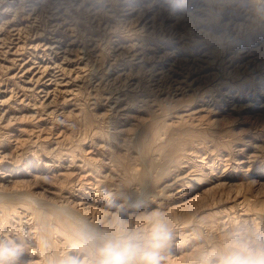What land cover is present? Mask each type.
Returning a JSON list of instances; mask_svg holds the SVG:
<instances>
[{"label":"rangeland","instance_id":"obj_1","mask_svg":"<svg viewBox=\"0 0 264 264\" xmlns=\"http://www.w3.org/2000/svg\"><path fill=\"white\" fill-rule=\"evenodd\" d=\"M151 1L152 0H132L131 2L133 4L134 10H130V8H127L124 10V6L130 7L131 2L128 3L129 1L126 2V0H124V3H123V0H57V1L56 0H48V1L44 0V2L37 3L38 8L35 9L36 11L31 15H28L27 12H23L20 9L17 11L15 17H13L14 11H11V10L1 15L0 24L3 25L4 28L2 27L0 30V81H1L0 82V197L3 196L2 198L4 199L1 200L0 198V204L2 202H4L5 204L2 203L0 205V211H1L0 213H2L0 214V222H1L0 225L5 224V221L10 217L11 219L9 218L6 221L7 229L9 228L8 230L12 229L11 231H17V232L23 231L26 233L29 232L30 236H33L34 238H35V235L37 237L40 236L41 234V227H40V222H39L40 220L36 218L37 215L35 211L31 208L33 202L29 199V197H27V195H26L27 199L26 198L24 199V196H25L24 194H26V192L24 193V191H27V193L32 192L30 194H33L35 197L31 195V198L33 199L35 198V200L37 199L36 201H38V198H40L37 205L39 206L41 205V208L38 206L36 208L35 203H33V206H35L34 208L39 209L41 212H49V214L52 213L51 210L52 208H54L53 207L54 203L55 205L63 204L65 207H68V209L72 208L70 210H72L73 213L69 217L72 218L73 220H76L77 218H80V217H85L88 219L95 220L98 217H106L108 216V214L115 212L117 209H121L124 212L126 211L125 212L126 217L129 218L130 220H134L135 217L137 216L134 213L139 214L143 211H148L150 209L157 208L159 206L162 208L163 211L166 212L167 219L168 221H170L169 223L171 224V226H173L174 231H176V229L178 231H183L184 229L182 228L179 229L182 226V221H186L189 218L191 220L193 218L191 221H189L190 223H192L190 224L191 226L189 225V223L187 224L188 227L185 226V230H184L185 235L182 233L188 240L182 234L181 235H182L183 240L181 236H176V239L174 242L175 246L172 251V256H170L166 262V264H169V262L170 264H181V263L185 264L187 255L190 252L191 248L200 242V240L194 239L192 237V236H195V234L192 233L191 228L194 227L193 225H196L195 224L196 222H197V225L194 231H196L195 232L196 235H199L201 239L210 238L207 236H211V235L213 236L216 233V231H219L222 228L223 225L225 226L226 224H230L232 220H233L232 222L240 220L239 222L242 223L243 222L241 221L242 217L236 214L240 211H241L240 213H243L244 211V213L247 216H250L251 218L253 217L256 218L258 223L264 224V221H263L264 219H262L264 218L263 217L264 216V212H263L264 211V187H262L264 186L263 184L264 182L263 181V178H264V170H263L264 169V160H263L264 159L263 158L264 157V150H263L264 149V133L261 132V131H264V114H263L264 113V66H263L264 65L263 63L264 62V31H263L264 30V0L262 1L254 0L253 3L248 2L250 0L248 1L247 0H242V1L241 0H205V1L200 0V2L199 0H192V1L184 0V2L183 0H175V1H172V3L170 4V7H163V5L161 4H153L152 6ZM205 2H208V3L206 4ZM53 3L55 6L53 5ZM142 3H144L145 6ZM146 5H149V7ZM251 5L253 8L251 7ZM42 6L46 8L44 9ZM206 6L209 8H207ZM120 7L122 8L120 9ZM135 7L137 8L135 9ZM200 7L203 9L204 12L199 11ZM205 7L207 8L206 10H205ZM261 7L263 10L261 9ZM139 8L141 9V11ZM38 9L42 11H39ZM115 11H117L116 14H114ZM21 15H24V16H21ZM8 17L12 19L11 23H16L19 26L20 31L18 30L19 32L18 34L13 35L12 33H15V31H9V28L6 26L5 21L7 19L10 20ZM30 23L31 24L33 23V25H31ZM55 37H56V40H53L55 39ZM9 39L12 40L13 42L9 41ZM52 40L56 42H52ZM45 41L52 42L53 45L58 43L57 45H59V47L61 46L63 49L67 47L66 51L62 50V48H59L58 46L46 48V46L43 45V42ZM69 41L72 43H70ZM35 43H37L38 46L37 45L35 46ZM39 45L41 46V48ZM68 46L70 48H68ZM199 47H203V49ZM212 49L213 50L215 49V50L213 51ZM239 49L240 51H238ZM57 50H59L61 54ZM186 52L188 53L186 54ZM133 55L135 57H133ZM181 56H183L182 57L183 59L181 58ZM68 57L69 58L71 57V58L69 59ZM190 57H191V60H190ZM14 59H16V63L19 62L20 64L14 63L15 64L14 65L12 63ZM47 61L54 62V63L58 62L59 64L58 67L50 68V70L48 71L51 73L53 72L54 75L47 74V73L43 74L42 72L43 70H41L42 67H39L40 65H42V63H45ZM11 63L14 66L8 65ZM153 63H155L154 64L155 66H152ZM181 68L182 69L184 68V69L182 70ZM257 70L260 73H258ZM22 71L23 73H21ZM255 71L257 72V74ZM183 74L185 76H183ZM253 74L256 76H254ZM39 75L41 79L40 80L38 79V81H36ZM149 75H152V76H149ZM27 77H29L28 80H27ZM251 79L252 80L254 79V80L252 81ZM220 80L225 83V86L223 87L222 92L217 93V91L215 90L217 88L216 84ZM260 80H263V81H260ZM249 81H252V82H249ZM144 83L149 87V89L146 88L147 86ZM153 87L157 92L154 91ZM144 90L146 93H144ZM151 90L153 92H151ZM156 93H159L160 95ZM73 94H75L76 96L75 95L73 96ZM123 94H125V96H123ZM234 94H236L237 96ZM250 94H251V97H250ZM71 95L73 97H70ZM191 95L196 96V97H194L193 99V96L190 97ZM143 97L146 101L143 100ZM150 97H153V99H151ZM197 97L198 98L200 97V98L197 99ZM66 98H73L71 99L72 102L71 100L69 99L67 100ZM118 99H120V101ZM211 100L213 102H211ZM185 101L188 104L185 103ZM189 101H193V104L191 102L190 104ZM74 102L75 104H73ZM76 102L78 104H76ZM89 102L90 104L91 103L92 104L89 105ZM146 102L148 106L145 104ZM149 102L150 104H148ZM235 102L237 104H235ZM82 103L84 107H81L82 105L80 106V104ZM208 105H209V108H208ZM87 106H89L91 109ZM155 107L156 108L160 107V108L159 110L157 109L158 110L157 111ZM198 108L200 112L197 111ZM78 109H82L81 111H83V109L84 110L86 109L87 111L85 110L83 112L87 113V115L89 116L88 117L89 122L91 123V121H93V124L92 123L89 124L88 120L87 121L85 120L87 115L86 114L84 115L83 112H82L83 114H81L80 113L81 111ZM216 109H218L219 111ZM146 110L149 112H146ZM211 110L213 112L215 111L214 112L215 114H213ZM90 111H91L90 113L91 117L89 115ZM191 111L193 112V114ZM176 113L184 114L182 115L184 118L181 117L182 119L181 118L179 119L178 117L173 116ZM152 114L155 115V116L153 115L154 118ZM156 116L158 117V119ZM94 117H97L98 119L97 118L94 119ZM176 119H179V120H176ZM112 120L114 123L112 122ZM182 120L183 122H181ZM107 121L109 124L108 123L106 124ZM164 121L168 125L163 128V130L165 129L164 131L161 129V132L163 131V133L160 132L159 133L160 135L157 134L158 136H161V138L159 137L153 140L152 138L153 132H154L153 129L157 127L158 124L161 125ZM149 123L154 125L152 129L150 128L152 125H150ZM101 125H103L104 127ZM146 125L147 127L145 128ZM107 126L108 128L111 127L110 128L111 132H109V129L107 128ZM197 128H199V130ZM120 129L121 130L123 129V130L121 131ZM188 129L191 131H188ZM196 129L198 130V132H196L197 131ZM174 130L177 132H175ZM178 131H180L181 133H178ZM115 132H116V135H115ZM125 132L128 134L124 135ZM144 132H147L146 133L147 135L144 134ZM117 133L119 134L121 133L120 135H122L123 137H121L119 134L117 135ZM83 136H88V137L90 136V137L84 138ZM113 136L114 137L117 136V137L114 138ZM172 136L173 137L175 136L174 139ZM187 136H193V139L189 140ZM108 137H112V138L110 139ZM102 138L103 140H101ZM107 138L109 141H107ZM85 139L89 143L86 142ZM115 139H117V142L115 141ZM171 140L180 142L179 148H176L175 150H170L169 147H170V142H172ZM193 140L195 141L189 142ZM84 141L86 144L82 143ZM197 141L199 144L197 143ZM231 141L233 144L231 143ZM105 142L106 144H104ZM124 142L127 143V145ZM144 142L145 144L147 142L150 145L149 150H147L149 152V156H148V153L145 152L146 150H145ZM78 143L81 145V147L79 146ZM257 143H260V144L258 145ZM103 144L107 146L104 147ZM134 144H137V145H134ZM167 144L168 146H166ZM228 144H230V146ZM122 145H124L123 148L122 147L120 148L119 146H122ZM77 146H78V149H75L77 148ZM83 146H85L86 150L84 149ZM113 146L116 149L115 148L112 149ZM184 146L186 150L188 148L187 151L185 150ZM82 147L83 149H81ZM110 147H111V150L109 149ZM135 147L137 150L135 149ZM228 147H230V149ZM79 148L81 149L82 152L80 151ZM127 148L131 150L129 151ZM153 148L157 150L154 151ZM210 148L213 149V151ZM60 149L63 152H60ZM260 149L262 152L260 151ZM83 150L86 151V153H84ZM126 150L128 151L125 152ZM48 151L49 153L51 152L50 154L48 153L49 157H48V154L46 153ZM65 151H66V154L68 153L67 155L65 154ZM70 151L75 153V155L77 156L75 157V155L71 153ZM99 151H101L102 153L106 152L107 154L103 155ZM111 151L113 155L111 154ZM119 151L120 152L124 151V152L120 153ZM153 151L156 153H154ZM19 152H22L23 154ZM116 152H119V154ZM130 152L132 155L129 154ZM165 152L167 153V155L166 154L163 155V153ZM196 152L198 154H196ZM56 153H58L59 155ZM60 153L61 155L63 154L62 155L63 160L60 159L61 158ZM227 153H229L230 156ZM258 153H261V154H258ZM54 154L61 161L57 159L55 160ZM80 154L82 157L86 156L89 159L88 158L84 159L85 157L82 159V157H80ZM90 154L91 155L93 154L92 155V157H94L92 160L93 162L91 161L92 157ZM171 154L173 155L171 156ZM52 155L53 157H51ZM133 155L134 156L137 155V156L133 157ZM111 156L113 157L112 160H111ZM222 156H225V157H222ZM17 157H20V159L18 158V160L20 161L22 158L23 159L25 158V159L24 160L22 159L23 161H21V164H18L19 161L17 160ZM71 157L74 159L78 158L77 162H79L81 165H83V162H84L85 166L84 165L83 167L80 166L81 167L80 168L79 166L74 165L73 167H71L70 173H69L68 171H66L67 169H65V167L69 166L70 164L69 160ZM96 157H99V158L102 157V159H99ZM147 157L153 163L148 162L149 160ZM163 157L164 158L167 157L165 158L166 160L163 159ZM256 157L257 158L261 157V158L258 160ZM79 158H81L82 160ZM131 158L133 161L131 160ZM151 158H154L156 162L152 160ZM226 158H227L228 163L226 161ZM114 159L117 162L119 161L121 162L117 163L114 161ZM12 161L14 163L16 161L15 163L16 165ZM112 161L115 163H113ZM184 162H186V164ZM210 162L212 164H209ZM47 163H50V164L48 165ZM116 163L120 166L116 165ZM121 163L126 164L127 167ZM132 163L133 165H131ZM251 163L253 165H251ZM195 164H198L199 167H196ZM63 165L65 167H63ZM186 165L189 167H187ZM235 165L239 167L240 169L236 168ZM138 166H140L141 168ZM174 167L176 168L178 167V168L175 169ZM201 167H203L204 170H202ZM122 168H123L124 173L121 172L122 173L121 174L119 171ZM144 168L147 170H145ZM198 168H201V169L198 170ZM88 169L90 172L88 171ZM130 169L132 170V172L130 171ZM77 171H79V173ZM170 171H173V172H170ZM190 171L191 173H193L191 174L193 179L186 182L187 178H183V177H185L184 175H186ZM64 172H67L69 174H65ZM116 172H118V174ZM200 172L208 173V174L203 175ZM35 173L37 174V176L35 175ZM61 173H64V175H60ZM75 173H78V174H75ZM53 174L55 175L53 176ZM72 174L74 176H72ZM88 174L89 175L91 174V175L89 176ZM77 175L79 177L81 175L83 176L78 178ZM169 175L171 176L174 175V176L171 177ZM69 176L71 179H69ZM201 176H202V179H204L205 181L204 180L202 181V179L197 178ZM56 177L58 179L60 178L59 181L57 180ZM158 177H159V182L156 180L158 179ZM129 178L131 179L129 180ZM255 178L257 179L256 182L253 181L255 180ZM178 179L180 180V182H178L179 181ZM221 180L222 182L226 181V183L224 182L225 184H223L224 186L223 185L216 186L215 188H217V190L213 188L211 189L210 192L206 190L207 187L211 186L209 185L211 182L213 181L219 182ZM61 181L62 183L59 184ZM71 181H73L74 183L73 182L71 183ZM96 181H97V186L95 185ZM63 182L65 183L63 184ZM67 182L71 183L73 186L71 184H68ZM126 182L129 184H127ZM169 182L170 183L173 182V183L170 184ZM155 183L158 185H154ZM164 185L167 188L164 187ZM230 185L232 187H230ZM156 186L158 188H156ZM112 188L114 189V191ZM106 189L108 191H106ZM123 189H125L124 191L127 190V192L125 193ZM19 190H22V191L20 192ZM185 190H188L190 192L186 191L187 193L184 196H180ZM235 190L236 192L238 191L237 193H240V194H236ZM101 192L104 193L105 197ZM148 192L151 193L150 196ZM152 193L153 194L156 193V194L153 195ZM201 193L203 194V197ZM19 194L21 195L23 194L24 196L23 195H22L23 197L21 195L19 196ZM158 194L159 196H157ZM212 198L214 199V201ZM208 199H209V202H208ZM242 199L244 200V202H242ZM40 201L44 203L46 202L47 204L46 203H45L46 205L42 204ZM90 201L93 203L92 205ZM192 202H194V205ZM156 203H159L161 205L156 204ZM247 203H249V205ZM8 204L10 206H7ZM50 204L53 206L50 207ZM67 204L70 205L71 207L69 208ZM250 204H251V207H250ZM232 205L235 208H233ZM4 206L6 209L14 206L13 208L15 210H13L14 212L11 210L12 212L10 211L9 213L3 210L5 209ZM123 206L126 208H124ZM202 206L203 208H201ZM223 206L224 207L232 206L231 210L234 211L235 213H233L232 211L231 212L232 214H235V215H232L231 213H229V216L228 214H225V213L222 214V216L219 219V224L217 227H215L214 225L213 227L210 226V229H209V226H208L209 224L206 223V221L204 223L203 222L200 223L198 219H196V215L199 214V212L202 210L204 212L206 211L208 212V210L212 211L218 208L220 209V208H223ZM259 206L262 207V209ZM96 207H99V208H96ZM246 207L247 208L250 207V208L247 209ZM256 207L259 211L256 210ZM196 209H198V211ZM106 211L108 212V214L102 213ZM195 211L197 212L196 214H195ZM131 212L133 214L129 215ZM11 213L13 216L11 215ZM31 213H32V216H30ZM179 213L180 214L182 213V214L180 215ZM192 213L194 214L193 216H192ZM4 214H6L7 217ZM52 215L54 216V213ZM51 216L49 215V217ZM174 216H178V217H174ZM236 216L238 220H236ZM52 218L55 219V216L51 217V220ZM175 218H179L177 219L178 221ZM257 218H259V220ZM52 221L54 224L55 223L57 224L56 219ZM250 221L251 220L245 223H252ZM7 222L9 223L7 224ZM33 222L34 224L36 223V225H34ZM11 223L13 225H11ZM198 225L200 226V228H198L199 227ZM60 226L63 227L62 230L64 232L62 233L61 231L60 232L61 234L54 233L53 236L54 237L56 236L55 237L56 239H53L54 237L52 236V240H57L56 241L57 244H58V241L61 244L60 243L58 245L56 244V246L52 245L53 248L49 246L48 253L50 254H53V253L56 254L59 252L62 253L63 251L68 250V245L71 239L70 234L72 232V226H63L62 224ZM201 226L203 227V229H201L202 228ZM65 231L67 233H65ZM214 231L215 233H213ZM64 235H68V236H64ZM188 237L191 239H189ZM57 247H60V248L56 249ZM32 250L30 248L29 251L25 253V255L20 260V264H44L45 250L42 248L43 250L42 252L41 251L36 252L37 249H35V253H34V250L33 251ZM41 255H43L44 257ZM40 256H41V259L42 258L44 259V260L42 259L43 261L40 259ZM184 257L186 258L185 260H183ZM37 260L38 261L40 260V261L38 262Z\"/></svg>","mask_w":264,"mask_h":264},{"label":"clouds","instance_id":"obj_2","mask_svg":"<svg viewBox=\"0 0 264 264\" xmlns=\"http://www.w3.org/2000/svg\"><path fill=\"white\" fill-rule=\"evenodd\" d=\"M191 248L185 264H264V224L232 222ZM175 231L161 207L139 213L134 220L117 209L95 220L77 218L68 250L49 254L44 264H166L175 246ZM30 234L0 225V264H20L31 248Z\"/></svg>","mask_w":264,"mask_h":264},{"label":"bare ground","instance_id":"obj_3","mask_svg":"<svg viewBox=\"0 0 264 264\" xmlns=\"http://www.w3.org/2000/svg\"><path fill=\"white\" fill-rule=\"evenodd\" d=\"M47 1H48V0H47ZM56 1H57V0H56ZM127 1H129L128 3H130L132 0H126V2H127ZM172 1H175V0H152L151 3H152V6H153V4H161V5H163V7H170V4L172 3ZM185 1H186V0H185ZM191 1H192V0H191ZM204 1H205V0H204ZM204 1H203V3H204ZM241 1H242V0H241ZM247 1H248V0H247ZM261 1H262V0H261ZM38 2H44V0H0V18H1V15H2V14H5L6 12H9L10 10H11V11H14V15H13V17H15V15H16V13H17V11H18L19 9L22 10L23 12H27L28 15H31V14H33V13L36 11L35 9L38 8V6H37V3H38ZM60 2H61V1H60ZM62 2H63V1H62ZM120 2H121V1H120ZM183 2H184V0H183ZM199 2H200V0H199ZM248 2L253 3L254 0H250V1H248ZM255 2H256V1H255ZM123 3H124V0H123ZM151 3H150V4H151ZM191 3H192V2H191ZM205 3L207 4L208 2H205ZM209 3H210V2H209ZM262 3H263V2H262ZM39 4H40V3H39ZM51 4H52V3H51ZM57 4H58V3H57ZM119 4H120V3H119ZM142 4H144V3H142ZM173 4H174V3H173ZM197 4H198V3H197ZM244 4H245V3H244ZM246 4H248V3H246ZM258 4H259V3H258ZM53 5H54V3H53ZM59 5H60V4H59ZM102 5H103V3H102ZM115 5H116V4H115ZM130 5H131L130 7H128V6H124V10L127 9V8H130V10H134V9H133V4H132V2L130 3ZM161 5H160V6H161ZM177 5H178V4H177ZM193 5H194V4H193ZM54 6H55V5H54ZM62 6H63V5H62ZM144 6H145V4H144ZM146 6L149 7V5H146ZM209 6H210V4H209ZM257 6H258V5H257ZM39 7H41V6H39ZM42 7H43V6H42ZM60 7H61V6H60ZM101 7H102V6H101ZM150 7H151V6H150ZM175 7H176V6H175ZM175 7H174V8H175ZM206 7H207V6H206ZM206 7H205V10H206L207 8H209V7H207V8H206ZM251 7H252V5H251ZM43 8L45 9L46 7H43ZM49 8H50V7H49ZM61 8H62V7H61ZM121 8H122V7H120V9H121ZM136 8H137V7H135V9H136ZM142 8H143V7H142ZM151 8H152V7H151ZM252 8H253V7H252ZM257 8H258V7H257ZM24 9H26L27 11L24 10ZM58 9H59V8H58ZM66 9H67V8H66ZM115 9H116V7H115ZM120 9H118V10H120ZM139 9H140V8H139ZM143 9H144V8H143ZM186 9H187V8H186ZM186 9H185V10H186ZM197 9H198V8H197ZM199 9H200L199 11H201V12L203 11V9H202L201 7H200ZM261 9H262V7H261ZM38 10H39V9H38ZM59 10H60V9H59ZM148 10H149V9H148ZM158 10H160V9H158ZM167 10H168V9H167ZM251 10H252V9H251ZM253 10H254V9H253ZM262 10H263V9H262ZM39 11H42V10H39ZM53 11H54V10H53ZM56 11H57V10H56ZM62 11H63V10H62ZM137 11H138V10H137ZM140 11H141V9H140ZM145 11H147V10H145ZM168 11H169V10H168ZM172 11H173V10H172ZM234 11H235V10H234ZM260 11H261V10H260ZM118 12H119V11H118ZM128 12H129V11H128ZM128 12H127V13H128ZM203 12H204V11H203ZM21 13H22V12H21ZM47 13H48V12H47ZM62 13H63V12H62ZM116 13H117V11L114 12V14H116ZM146 13H147V12H146ZM166 13H167V12H166ZM172 13H173V12H172ZM205 13H206V12H205ZM261 13H262V12H261ZM40 14H41V13H40ZM52 14H53V13H52ZM207 14H208V13H207ZM256 14H258V13H256ZM18 15H19V14H18ZM24 15H25V14H24ZM24 15H21V16H24ZM48 15H49V14H48ZM138 15H139V14H138ZM138 15H137V16H138ZM168 15H169V14H168ZM51 16H53V15H51ZM57 16H58V14H57ZM259 16H260V15H259ZM32 17H33V16H32ZM35 17H36V15H35ZM41 17H42V15H41ZM126 17H127V16H126ZM257 17H258V16H257ZM8 18H9V17H8ZM16 18H17V17H16ZM23 18H24V17H23ZM45 18H46V17H45ZM48 18H49V17H48ZM48 18H47V19H48ZM65 18H66V16H65ZM123 18H124V17H123ZM139 18H140V17H139ZM150 18H152V17H150ZM9 19H10V18H9ZM31 19H32V18H31ZM231 19H232V18H231ZM257 19H258V18H257ZM2 20H3V19H2ZM5 20H6V19H5ZM60 20H61V19H60ZM64 20H65V19H64ZM149 20H150V19H149ZM228 20H230V19H228ZM260 20H261V19H260ZM33 21H34V20H33ZM37 21H38V20H37ZM37 21H36V22H37ZM50 21H51V20H50ZM5 22H6V26L9 28V31H15V33H12V32H11L13 35L19 33V32H18V30L20 31L19 26H18L16 23H11V22H12V19H10V20L7 19ZM5 22H4V23H5ZM20 22H21V21H20ZM46 22H47V21H46ZM232 22H233V21H232ZM258 22H259V20H258ZM261 23H262V22H261ZM27 24H28V23H27ZM30 24H31V23H30ZM39 24H40V22H39ZM45 24H46V23H45ZM47 24H48V23H47ZM255 24H256V23H255ZM19 25H20V24H19ZM31 25H33V23H32ZM62 25H63V24H62ZM256 26H257V25H256ZM261 26H262V25H261ZM2 27H3V25L0 24V30H1ZM24 27H25V26H24ZM35 27H36V26H35ZM51 27H52V26H51ZM54 27H55V26H54ZM67 27H68V26H67ZM69 27H70V26H69ZM252 27H253V26H252ZM3 28H4V27H3ZM8 28H7V29H8ZM20 28H21V27H20ZM253 28H254V27H253ZM259 28H260V27H259ZM7 29H6V30H7ZM56 29H57V28H56ZM250 29H251V28H250ZM55 31H56V30H55ZM171 31H172V30H171ZM263 31H264V30H263ZM5 32H6V31H5ZM250 32H251V31H250ZM250 32H248V33H250ZM261 32H262V31H261ZM7 33H8V32H7ZM21 33H22V32H21ZM58 33H59V32H58ZM62 33H63V32H62ZM169 33H170V32H169ZM254 33H255V32H254ZM3 34H4V33H3ZM34 34H35V33H34ZM260 34H262V33H260ZM8 35H9V34H8ZM44 35H45V34H44ZM47 35H48V34H47ZM51 35H53V34H51ZM59 35H60V34H59ZM64 35H65V34H64ZM248 35H250V34H248ZM253 35H254V34H253ZM15 36H16V35H15ZM15 36H14V37H15ZM67 36H68V35H67ZM143 36H144V35H143ZM169 36H170V35H169ZM171 36H172V35H171ZM256 36H258V35H256ZM5 37H6V35H5ZM57 37H58V36H57ZM122 37H123V35H122ZM249 37H250V36H249ZM58 38H59V37H58ZM119 38H120V37H119ZM119 38H118V39H119ZM153 38H154V37H153ZM161 38H162V36H161ZM166 38H167V37H166ZM251 38H252V37H251ZM2 39H3V38H2ZM7 39H8V38H7ZM46 39H47V38H46ZM50 39H51V38H50ZM60 39H61V38H60ZM75 39H76V38H75ZM163 39H164V38H163ZM171 39H172V38H171ZM249 39H250V38H249ZM18 40H19V39H18ZM47 40H48V39H47ZM53 40H56V37H55V39H53ZM53 40H52V42H56V41H53ZM58 40H59V39H58ZM156 40H158V39H156ZM199 40H201V39H199ZM242 40H244V39H242ZM251 40H252V39H251ZM9 41H12V40L9 39ZM38 41H39V40H38ZM42 41H43V40H42ZM42 41H41V42H42ZM73 41H74V39H73ZM171 41H172V40H171ZM197 41H198V40H197ZM240 41H241V40H240ZM2 42H3V41H2ZM2 42H1V43H2ZM12 42H13V41H12ZM16 42H17V40H16ZM52 42L45 41V42H43V45H45L46 48H49V47L51 48V47H56V46L59 47V45H57L58 43L53 45ZM69 42H70V41H69ZM135 42H136V41H135ZM156 42H157V41H156ZM156 42H155V43H156ZM164 42H165V41H164ZM243 42H244V41H243ZM251 42H252V41H251ZM64 43H65V42H64ZM70 43H72V42H70ZM137 43H138V42H137ZM168 43H169V42H168ZM205 43H206V42H205ZM2 44H3V43H2ZM4 44H5V43H4ZM59 44H60V43H59ZM67 44H68V43H67ZM132 44H133V43H132ZM158 44H159V43H158ZM181 44H182V43H181ZM13 45H14V44H13ZM18 45H19V43H18ZM20 45H22V44H20ZM36 45L38 46L37 43H35V46H36ZM41 45H42V44H41ZM60 45H61V44H60ZM151 45H152V44H151ZM208 45H209V43H208ZM14 46H15V45H14ZM39 46H40V45H39ZM125 46H126V45H125ZM155 46H156V45H155ZM163 46H165V45H163ZM178 46H179V45H178ZM185 46H186V45H185ZM187 46H188V45H187ZM191 46H192V45H191ZM195 46H196V45H195ZM239 46H241V45H239ZM17 47H18V46H17ZM19 47H20V46H19ZM21 47H22V46H21ZM180 47H181V45H180ZM183 47H184V46H183ZM193 47H194V46H193ZM193 47H192V48H193ZM203 47H204V46H203ZM203 47H199V48L203 49ZM208 47H209V46H208ZM40 48H41V46H40ZM59 48H62V47L60 46ZM66 48H67V47H66ZM66 48H64V49L62 48V50H65V51H66ZM68 48H70V47L68 46ZM156 48H157V47H156ZM184 48H185V47H184ZM211 48H212V47H211ZM214 48H216V47H214ZM15 49H16V48H15ZM178 49H179V48H178ZM208 49H209V48H208ZM208 49H207V50H208ZM217 49H218V48H217ZM6 50H7V49H6ZM44 50H45V49H44ZM159 50H160V49H159ZM159 50H158V51H159ZM172 50H173V49H172ZM183 50H184V49H183ZM197 50H198V49H197ZM212 50H213V49H212ZM214 50H215V49H214ZM214 50H213V51H214ZM219 50H220V49H219ZM262 50H263V49H262ZM2 51H3V50H2ZM10 51H11V50H10ZM57 51H59V50H57ZM166 51H167V50H166ZM169 51H171V50H169ZM177 51H178V50H177ZM184 51H185V50H184ZM213 51H211V52H213ZM217 51H218V50H217ZM220 51H221V50H220ZM238 51H240V49H239ZM253 51H254V50H253ZM41 52H42V51H41ZM48 52H49V51H48ZM136 52H138V51H136ZM139 52H140V51H139ZM174 52H175V51H174ZM193 52H195V51H193ZM205 52H206V51H205ZM54 53H56V52H54ZM59 53H60V51H59ZM187 53H188V52H186V54H187ZM217 53H218V52H217ZM260 53H261V52H260ZM260 53H259V54H260ZM48 54H49V53H48ZM60 54H61V53H60ZM128 54H129V53H128ZM128 54H127V55H128ZM133 54H134V53H133ZM165 54H166V52H165ZM165 54H164V55H165ZM186 54H185V55H186ZM207 54H208V53H207ZM259 54H258V55H259ZM34 55H35V54H34ZM44 55H45V54H44ZM129 55H130V54H129ZM138 55H139V54H138ZM158 55H159V54H158ZM164 55H163V56H164ZM189 55H190V53H189ZM202 55H203V54H202ZM234 55H235V54H234ZM258 55H257V56H258ZM41 56H42V55H41ZM57 56H58V55H57ZM63 56H64V55H63ZM154 56H155V55H154ZM168 56H169V54H168ZM177 56H178V55H177ZM179 56H180V55H179ZM195 56H196V55H195ZM208 56H209V55H208ZM211 56H212V55H211ZM217 56H219V55H217ZM237 56H239V55H237ZM45 57H46V56H45ZM131 57H132V56H131ZM133 57H135V56L133 55ZM139 57H140V56H139ZM182 57H183V56H181V58H182ZM191 57H192V56H191ZM191 57H190V60H191ZM213 57H215V56H213ZM213 57H212V58H213ZM13 58H14V57H13ZM42 58H44V57H42ZM68 58H69V57H68ZM70 58H71V57H70ZM70 58H69V59H70ZM141 58H142V57H141ZM154 58H156V57H154ZM160 58H161V57H160ZM200 58H201V57H200ZM229 58H230V57H229ZM260 58H261V57H260ZM11 59H12V58H11ZM28 59H29V58H28ZM177 59H178V58H177ZM182 59H183V58H182ZM185 59H186V58H185ZM203 59H204V58H203ZM213 59H214V58H213ZM231 59H232V57H231ZM261 59H262V58H261ZM14 60H15V61H14ZM14 60H13V62H12L13 64H14V63H15V64H20L19 62L16 63V59H14ZM24 60H25V59H24ZM54 60H55V59H54ZM62 60H63V58H62ZM207 60H208V59H207ZM211 60H212V59H211ZM221 60H222V59H221ZM221 60H220V61H221ZM127 61H128V60H127ZM196 61H197V60H196ZM261 61H262V60H261ZM25 62H27V61H25ZM174 62H175V61H174ZM189 62H190V61H189ZM197 62H198V61H197ZM209 62H210V61H209ZM248 62H249V61H248ZM12 63H11V64H8V65H12ZM23 63H24V61H23ZM39 63H40V61H39ZM183 63H184V62H183ZM191 63H192V62H191ZM222 63H223V62H222ZM246 63H247V62H246ZM251 63H252V62H251ZM263 63H264V62H263ZM15 64H14V65H15ZM52 64H53V65H52ZM154 64H155V63H153L152 66H155ZM159 64H160V63H159ZM176 64H177V63H176ZM249 64H250V63H249ZM253 64H254V63H253ZM14 65H12V66H14ZM58 65H59L58 62H57V63H54V62H48V61H47V62H45V63H42V65H40L39 67H42L41 70H43V71H42L43 74L47 73V74H52V75H54L53 72L51 73V72H48V71L50 70V68H56V67H58ZM140 65H141V64H140ZM156 65H157V64H156ZM178 65H179V64H178ZM196 65H197V64H196ZM202 65H203V64H202ZM202 65H201V66H202ZM207 65H208V64H207ZM255 65H256V64H255ZM257 65H259V64H257ZM20 66H21V65H20ZM34 66H35V65H34ZM138 66H139V65H138ZM160 66H161V65H160ZM205 66H206V65H205ZM243 66H244V65H243ZM263 66H264V65H263ZM24 67H25V66H24ZM29 67H30V66H29ZM61 67H62V66H61ZM166 67H167V66H166ZM182 67H183V66H182ZM199 67H200V66H199ZM208 67H209V66H208ZM222 67H223V66H222ZM246 67H247V66H246ZM249 67H250V66H249ZM252 67H253V66H252ZM254 67H255V66H254ZM261 67H262V66H261ZM15 68H16V67H15ZM26 68H27V67H26ZM26 68H25V70H26ZM31 68H32V67H31ZM37 68H38V67H37ZM37 68H36V69H37ZM108 68H109V67H108ZM174 68H175V67H174ZM178 68H179V67H178ZM178 68H177V70H178ZM188 68H189V67H188ZM188 68H187V69H188ZM193 68H195V67H193ZM201 68H202V67H201ZM223 68H224V67H223ZM1 69H2V68H1ZM38 69H39V68H38ZM62 69H63V68H62ZM165 69H166V68H165ZM169 69H170V68H169ZM175 69H176V68H175ZM181 69H182V68H181ZM183 69H184V68H183ZM183 69H182V70H183ZM187 69H186V70H187ZM259 69H260V68H259ZM259 69H258V70H259ZM261 69H262V68H261ZM182 70H180V71H182ZM254 70H255V69H254ZM258 70H257V72L260 73ZM23 71H24V70H23ZM23 71H22L21 73H23ZM161 71H162V70H161ZM170 71H171V70H170ZM173 71H174V70H173ZM34 72H35V71H34ZM36 72H37V71H36ZM152 72H153V71H152ZM167 72H169V71H167ZM242 72H243V71H242ZM255 72H256V71H255ZM255 72H254V73H255ZM257 72H256V74H257ZM7 73H8V72H7ZM21 73H20V74H21ZM40 73H41V72H40ZM123 73H124V72H123ZM171 73H172V72H171ZM174 73H175V72H174ZM185 73H186V72H185ZM229 73H230V72H229ZM117 74H118V73H117ZM147 74H148V73H147ZM240 74H241V73H240ZM23 75H24V74H23ZM32 75H33V74H32ZM41 75H42V74H41ZM152 75H153V74H152ZM152 75H149V76H152ZM190 75H191V74H190ZM234 75H235V74H234ZM253 75H254V74H253ZM261 75H263V74H261ZM162 76H163V75H162ZM180 76H181V75H180ZM183 76H185V75L183 74ZM232 76H233V75H232ZM245 76H247V75H245ZM250 76H251V75H250ZM254 76H256V75H254ZM257 76H258V75H257ZM25 77H26V76H25ZM30 77H31V76H30ZM37 77H38V76H37ZM145 77H146V76H145ZM197 77H198V76H197ZM33 78H34V77H33ZM149 78H151V77H149ZM221 78H222V77H221ZM244 78H245V77H244ZM249 78H250V77H249ZM28 79H29V77H27V80H28ZM38 79H39V80L41 79V78H40V75H39V77L37 78L36 81H38ZM154 79H155V78H154ZM196 79H197V78H196ZM230 79H231V78H230ZM239 79H241V78H239ZM152 80H153V79H152ZM159 80H161V79H159ZM192 80H193V79H192ZM251 80H252V79H251ZM253 80H254V79H253ZM253 80H252V81H253ZM256 80H257V79H256ZM42 81H43V80H42ZM49 81H50V80H49ZM186 81H188V80H186ZM224 81H225V80H224ZM228 81H229V80H228ZM252 81H249V82H252ZM260 81H263V80H260ZM0 82H1V81H0ZM177 82H178V81H177ZM196 82H197V81H196ZM225 82H226V81H225ZM231 82H233V81H231ZM155 83H156V81H155ZM161 83H162V82H161ZM175 83H176V82H175ZM185 83H186V82H185ZM194 83H195V82H194ZM144 84H145V83H144ZM144 84H143V85H144ZM162 84H163V83H162ZM167 84H168V83H167ZM181 84H182V83H181ZM198 84H200V83H198ZM213 84H214V83H213ZM232 84H233V83H232ZM234 84H235V83H234ZM254 84H255V83H254ZM254 84H253V85H254ZM262 84H263V83H262ZM145 85H146V84H145ZM145 85H144V86H145ZM151 85H152V84H151ZM178 85H179V84H178ZM178 85H177V86H178ZM185 85H186V84H185ZM190 85H191V84H190ZM214 85H215V84H214ZM253 85H252V87H253ZM146 86H147V85H146ZM146 86H145V87H146ZM152 86H153V85H152ZM172 86H173V85H172ZM177 86H176V88H177ZM180 86H181V85H180ZM180 86H179V87H180ZM216 86H217V88H216L215 90L217 91V93H220V92H222V89H223V87L225 86V83H224L223 81L220 80V81L217 82ZM28 87H29V86H28ZM157 87H158V86H157ZM173 87H174V86H173ZM182 87H183V86H182ZM235 87H236V86H235ZM252 87H251V88H252ZM143 88H144V87H143ZM146 88L149 89L148 86H147ZM161 88H163V87H161ZM161 88H160V89H161ZM208 88H209V86H208ZM257 88H258V87H257ZM259 88H260V87H259ZM63 89H64V88H63ZM74 89H75V88H74ZM144 89H145V88H144ZM153 89H154V87H153ZM156 89H157V88H156ZM160 89H159V90H160ZM65 90H67V89H65ZM69 90H70V89H69ZM161 90H162V89H161ZM170 90H171V89H170ZM181 90H182V88H181ZM210 90H211V89H210ZM212 90H214V89H212ZM228 90H229V89H228ZM239 90H240V89H239ZM74 91H75V90H74ZM74 91H73V92H74ZM154 91L157 92L155 89H154ZM164 91H165V89H164ZM171 91H172V90H171ZM177 91H178V90H177ZM224 91H225V90H224ZM249 91H250V90H249ZM251 91H252V90H251ZM66 92H67V91H66ZM124 92H125V91H124ZM124 92H123V93H124ZM142 92H143V91H142ZM151 92H153V91L151 90ZM159 92H160V91H159ZM167 92H168V91H167ZM175 92H176V91H175ZM209 92H210V91H209ZM226 92H227V91H226ZM226 92H224V93H226ZM243 92H244V91H243ZM69 93H70V92H69ZM75 93H76V92H75ZM126 93H128V92H126ZM126 93H125V94H126ZM144 93H146L145 90H144ZM162 93H163V92H162ZM173 93H174V92H173ZM179 93H180V92H179ZM212 93H213V92H212ZM212 93H211V94H212ZM230 93H231V92H230ZM245 93H246V92H245ZM245 93H244V94H245ZM125 94H123V96H125ZM152 94H153V93H152ZM156 94L160 95L159 93H156ZM171 94H172V93H171ZM209 94H210V93H209ZM222 94H223V93H222ZM236 94H237V93H236ZM236 94H234V95H236ZM248 94H249V93H248ZM255 94H256V93H255ZM74 95H75V94H73V96H74ZM145 95H146V94H145ZM245 95H246V94H245ZM73 96L71 95L70 97H73ZM75 96H76V95H75ZM119 96H120V95H119ZM126 96H127V95H126ZM166 96H168V95H166ZM174 96H175V95H174ZM174 96H173V98H174ZM192 96H193V95H191L190 97H192ZM197 96H198V95H197ZM200 96H201V95H200ZM211 96H212V95H211ZM221 96H222V95H221ZM236 96H237V95H236ZM236 96H235V97H236ZM156 97H157V96H156ZM160 97H161V96H160ZM190 97H189V98H190ZM194 97H196V96H193V99H194ZM231 97H232V96H231ZM250 97H251V94H250ZM116 98H117V97H116ZM119 98H120V97H119ZM150 98L153 99V97H150ZM163 98H164V97H163ZM199 98H200V97H199ZM199 98L197 97V99H199ZM213 98H214V96H213ZM259 98H260V97H259ZM66 99H67V100H68V99L71 100V99H73V98H66ZM154 99H155V98H154ZM170 99H171V98H170ZM191 99H192V98H191ZM191 99H190V100H191ZM193 99H192V100H193ZM74 100H76V99H74ZM114 100H115V99H114ZM118 100L120 101V99H118ZM121 100H122V99H121ZM140 100H141V99H140ZM143 100L146 101V100L144 99V97H143ZM172 100H174V99H172ZM175 100H176V99H175ZM201 100H202V99H201ZM209 100H210V99H209ZM209 100H208V101H209ZM228 100H229V99H228ZM232 100H233V99H232ZM241 100H242V99H241ZM85 101H86V100H85ZM85 101H84V102H85ZM166 101H167V100H166ZM178 101H179V100H178ZM197 101H198V100H197ZM226 101H227V100H226ZM226 101H225V102H226ZM229 101H230V100H229ZM71 102H72V100H71ZM77 102H78V101H77ZM77 102H76V104H78ZM163 102H164V101H163ZM167 102H168V101H167ZM190 102L193 104V101H189V103H190ZM202 102H204V101H202ZM211 102H213V101L211 100ZM215 102H216V101H215ZM217 102H218V101H217ZM248 102H249V101H248ZM94 103H95V102H94ZM165 103H166V102H165ZM185 103H187V102L185 101ZM185 103H184V104H185ZM191 103H190V104H191ZM206 103H207V102H206ZM222 103H223V102H222ZM254 103H255V102H254ZM73 104H75V102H74ZM91 104H92V103H91ZM91 104H90V102H89V105H91ZM145 104L147 105V102H146ZM148 104H150V102H149ZM155 104H156V103H155ZM155 104H154V106H155ZM167 104H168V103H167ZM187 104H188V103H187ZM224 104H225V103H224ZM227 104H228V103H227ZM235 104H237V103L235 102ZM81 105H82V106H81ZM157 105H158V103H157ZM157 105H156V106H157ZM161 105H162V104H161ZM168 105H169V104H168ZM203 105H204V103H203ZM229 105H230V104H229ZM238 105H239V104H238ZM244 105H245V104H244ZM253 105H254V104H253ZM76 106H77V105H76ZM80 106H81V107H84L83 103L80 104ZM147 106H148V105H147ZM151 106H152V105H151ZM166 106H167V105H166ZM166 106H165V107H166ZM186 106H188V105H186ZM210 106H211V105H210ZM226 106H227V105H226ZM232 106H233V105H232ZM251 106H252V105H251ZM78 107H79V106H78ZM87 107H89V106H87ZM162 107H163V106H162ZM162 107H161V108H162ZM218 107H219V106H218ZM89 108H90V107H89ZM89 108H88V109H89ZM146 108H147V107H146ZM151 108H152V107H151ZM155 108H156V107H155ZM159 108H160V107H159ZM159 108H156V110H157V109L159 110ZM168 108H169V107H168ZM190 108H192V107H190ZM190 108H189V109H190ZM208 108H209V105H208ZM223 108H224V107H223ZM225 108H226V107H225ZM246 108H247V107H246ZM90 109H91V108H90ZM149 109H150V108H149ZM149 109H147V110H149ZM200 109H201V108H200ZM226 109H227V108H226ZM252 109H253V108H252ZM78 110L81 111L82 109H78ZM85 110H86V109H85ZM85 110L83 109V111H85ZM147 110H146V112H149V111H147ZM152 110H153V109H152ZM158 110H157V111H158ZM161 110H162V109H161ZM216 110H218V109H216ZM233 110H234V109H233ZM236 110H237V109H236ZM80 111H79V112H80ZM83 111H81L80 113H81V114L84 113V115H85V114L87 115V113H85V112H83ZM86 111H87V110H86ZM88 111H89V110H88ZM162 111H163V110H162ZM197 111H199V108H198ZM218 111H219V110H218ZM218 111H217V112H218ZM227 111H228V110H227ZM231 111H232V110H231ZM82 112H83V113H82ZM169 112H170V111H169ZM191 112H192V111H191ZM195 112H196V111H195ZM199 112H200V111H199ZM211 112H213V111L211 110ZM211 112H210V113H211ZM214 112H215V111H214ZM214 112H213V114H215ZM233 112H234V111H233ZM90 113H91V111L89 112V115H90V117H91V114H90ZM156 113H158V112H156ZM179 113H180V112H179ZM179 113H176V114H174L173 116H176V117H178V118L180 119L181 117H183L182 115H184V114H179ZM181 113H182V112H181ZM187 113H188V112H187ZM187 113H186V114H187ZM218 113H219V112H218ZM256 113H257V112H256ZM260 113H261V112H260ZM146 114H147V113H146ZM148 114H149V113H148ZM163 114H164V112H163ZM167 114H168V112H167ZM192 114H193V112H192ZM227 114H228V113H227ZM263 114H264V113H263ZM98 115H99V114H98ZM100 115H102V114H100ZM153 115H154V114H152V116H153ZM154 116H155V115H154ZM154 116H153V118H154ZM189 116H190V115H189ZM191 116H192V115H191ZM261 116H262V115H261ZM83 117H84V116H83ZM88 117H89V116L87 115L85 120H86V121L88 120V122H89V118H88ZM148 117H149V116H148ZM156 117H157V116H156ZM256 117H257V116H256ZM95 118H97V117H94V119H95ZM99 118H100V117H99ZM151 118H152V117H151ZM151 118H150V119H151ZM183 118H184V117H183ZM90 119H91V118H90ZM94 119H93V120H94ZM97 119H98V118H97ZM113 119H114V118H113ZM157 119H158V117H157ZM159 119H160V118H159ZM162 119H163V118H162ZM179 119H176V120H179ZM181 119H182V118H181ZM191 119H192V118H191ZM101 120H102V119H101ZM116 120H117V119H116ZM86 121H85V122H86ZM90 121H91V120H90ZM151 121H152V120H151ZM151 121H150V123H151ZM158 121H159V120H158ZM158 121H157V122H158ZM166 121H167V120H166ZM191 121H192V120H191ZM191 121H190V122H191ZM88 122H87V124H88ZM95 122H96V121H95ZM95 122H94V123H95ZM109 122H110V121H109ZM112 122H113V120H112ZM112 122H111V123H112ZM154 122H155V121H154ZM154 122H153V123H154ZM167 122H168V121H167ZM171 122H172V121H171ZM181 122H183V120H182ZM187 122H188V120H187ZM91 123L93 124V121H91ZM91 123L89 122V124H91ZM97 123H99V122H97ZM102 123H104V122H102ZM107 123H108V121L106 122V124H107ZM113 123H114V122H113ZM113 123H112V124H113ZM145 123H146V122H145ZM150 123H149V124H150ZM159 123H160V122H159ZM184 123H185V121H184ZM85 124H86V123H85ZM87 124H86V125H87ZM106 124H105V125H106ZM108 124H109V123H108ZM124 124H125V123H124ZM154 124H155V123H154ZM160 124H161V123H160ZM189 124H190V123H189ZM209 124H210V123H209ZM119 125H120V124H119ZM147 125H148V124H147ZM147 125L145 126V128L147 127ZM150 125H152V126H151V127L148 126V127H150V128L152 129V127H153L154 125H153V124H150ZM167 125H168V124L164 121L161 125L158 124L157 127L154 128V129H156V130L153 129V131L155 132V133L153 132V136H152L153 140H154V139H157V138H159V137L161 138V136H158V135H160L159 133L161 132V129L163 130V128H164L165 126H167ZM191 125H192V124H191ZM89 126H90V125H89ZM89 126H88V127H89ZM91 126H92V125H91ZM101 126H103V125H101ZM111 126H112V125H111ZM155 126H156V125H155ZM192 126H193V125H192ZM194 126H195V125H194ZM103 127H104V126H103ZM112 127H113V126H112ZM114 127H115V126H114ZM117 127H118V126H117ZM249 127H250V126H249ZM86 128H87V126H86ZM107 128H108V126H107ZM110 128H111V127L108 128V129H109V132H111V131H110ZM120 128H121V127H120ZM174 128H176V127H174ZM187 128H188V127H187ZM250 128H251V127H250ZM98 129H99V128H98ZM101 129H102V128H101ZM123 129H124V128H123ZM123 129H122V130H123ZM197 129L199 130V128H197ZM197 129H196V130H197ZM102 130H103V129H102ZM115 130H116V129H115ZM120 130H121V129H120ZM122 130H121V131H122ZM164 130H165V129H164ZM164 130H163V131H164ZM176 130H177V129H176ZM181 130H182V129H181ZM198 130H197L196 132H198ZM96 131H97V130H96ZM99 131H100V130H99ZM116 131H117V130H116ZM124 131H125V130H124ZM124 131H123V132H124ZM163 131H162L161 133H163ZM167 131H168V130H167ZM167 131H166V132H167ZM174 131H175V130H174ZM182 131H183V130H182ZM188 131H191V130L188 129ZM201 131H202V130H201ZM97 132H98V131H97ZM147 132H148V131H147ZM147 132H144V134H146ZM175 132H177V131H175ZM261 132L264 133V131H261ZM113 133H114V132H113ZM173 133H174V132H173ZM178 133H181V132L178 131ZM191 133H192V132H191ZM199 133H200V131H199ZM259 133H260V132H259ZM95 134H96V133H95ZM106 134H107V133H106ZM118 134H119V133H117V135H118ZM120 134H121V133H120ZM120 134H119V135H120ZM123 134H124V133H123ZM126 134H128V133L125 132L124 135H126ZM157 134H158V135H157ZM166 134H167V133H166ZM183 134H185V133H183ZM256 134H257V133H256ZM115 135H116V132H115ZM146 135H147V134H146ZM151 135H152V134H151ZM156 135H157V136H156ZM170 135H171V134H170ZM107 136H108V135H107ZM111 136H112V135H111ZM120 136L123 137L122 135H120ZM83 137L85 138V137H88V136H83ZM83 137H82V138H83ZM89 137H90V136H89ZM89 137H88V138H89ZM92 137H93V136H92ZM95 137H96V136H95ZM97 137H98V136H97ZM113 137H114V136H113ZM116 137H117V136H116ZM116 137H114V138H116ZM149 137H150V136H149ZM170 137H171V136H170ZM172 137H173V136H172ZM174 137H175V136H174ZM174 137H173V139H174ZM182 137H183V136H182ZM187 137H188L189 140H190V139H191V140L193 139V136H187ZM108 138L111 139L112 137H108ZM108 138H107V141H109ZM114 138H113V139H114ZM204 138H205V137H204ZM254 138H255V137H254ZM86 139H87V138H86ZM86 139H85V140H86ZM121 139H122V138H121ZM171 139H172V138H171ZM196 139H197V138H196ZM87 140H88V139H87ZM87 140H86V142H88ZM101 140H103V138H102ZM118 140H119V139H118ZM122 140H123V139H122ZM124 140H125V139H124ZM168 140H169V138H168ZM203 140H204V139H203ZM79 141H80V140H79ZM82 141H83V139H82ZM115 141L117 142V139H115ZM125 141H126V140H125ZM141 141H142V140H141ZM171 141H172V140H171ZM194 141H195V140H193V141H189V142H194ZM112 142H113V140H112ZM119 142H120V141H119ZM119 142H118V143H119ZM187 142H188V141H187ZM202 142H203V141H202ZM229 142H230V141H229ZM248 142H249V141H248ZM82 143H85V141L82 142ZM88 143H89V142H88ZM107 143H108V142H107ZM109 143H110V142H109ZM124 143H125V142H124ZM141 143H142V142H141ZM163 143H164V142H163ZM163 143H161V144H163ZM179 143H180V142L175 141V140L172 141V142H170V147H169L170 150H175L176 148H179ZM197 143H198V141H197ZM200 143H201V142H200ZM231 143H232V141H231ZM78 144H79V143H78ZM85 144H86V143H85ZM104 144H106V142H105ZM104 144H103V145H104ZM114 144H115V143H114ZM125 144L127 145V143H125ZM128 144H130V143H128ZM131 144H132V143H131ZM138 144H139V143H138ZM144 144H145V142H144ZM144 144H143V145H144ZM150 144H151V142H150ZM190 144H191V143H190ZM198 144H199V143H198ZM203 144H204V143H203ZM232 144H233V143H232ZM232 144H231V145H232ZM254 144H256V143H254ZM257 144L259 145L260 143H257ZM90 145H91V144H90ZM103 145H101V146H103ZM110 145H111V144H110ZM110 145H109V146H110ZM112 145H113V143H112ZM134 145H137V144H134ZM134 145H133V146H134ZM188 145H189V144H188ZM194 145H195V144H194ZM201 145H202V144H201ZM226 145H227V144H226ZM228 145L230 146V144H228ZM245 145H246V144H245ZM79 146L81 147L80 144H79ZM99 146H100V145H99ZM105 146H107V145H104V147H105ZM123 146H124V145L119 146V147H120V148H121V147L123 148ZM166 146H168V144H167ZM195 146H196V145H195ZM198 146H199V145H198ZM55 147H56V146H55ZM83 147H84V149H85V146H83ZM83 147H82L81 149H83ZM91 147H92V146H91ZM152 147H154V146H152ZM164 147H165V146H164ZM188 147H189V146H188ZM236 147H237V146H236ZM246 147H247V146H246ZM248 147H249V146H248ZM74 148H75V147H74ZM98 148H99V147H98ZM106 148H107V147H106ZM113 148H115V147L113 146L112 149H113ZM149 148H150V145L146 142V144H145V150H146V151H145V152L148 153V156H149V152H148L147 150H149ZM184 148H185V146H184ZM200 148H201V147H200ZM208 148H209V147H208ZM228 148L230 149V147H228ZM260 148H261V147H260ZM75 149H78V146H77V148H75ZM79 149H80V148H79ZM81 149H80V151H81ZM101 149H102V148H101ZM109 149L111 150V147H110ZM115 149H116V148H115ZM115 149H114V151H115ZM118 149H119V148H118ZM127 149L129 150V148H127ZM135 149H136V147H135ZM162 149H163V148H162ZM181 149H182V148H181ZM196 149H197V148H196ZM198 149H199V147H198ZM210 149H211V148H210ZM218 149H219V148H218ZM220 149H221V148H220ZM224 149H225V148H224ZM233 149H234V148H233ZM236 149H237V148H236ZM244 149H245V148H244ZM261 149H262V148H261ZM261 149H260V151H261ZM34 150H35V149H34ZM70 150H72V149H70ZM85 150H86V149H85ZM90 150H92V149H90ZM104 150H105V149H104ZM128 150H126L125 152H127ZM130 150H131V149H130ZM130 150H129V151H130ZM136 150H137V149H136ZM143 150H144V148H143ZM153 150L156 151L157 149L153 148ZM185 150H186V148H185ZM185 150H184V151H185ZM187 150H188V148H187ZM187 150H186V151H187ZM189 150H191V149H189ZM193 150H194V149H193ZM211 150L213 151V149H211ZM241 150H243V149H241ZM263 150H264V149H263ZM58 151H59V150H58ZM75 151H76V150H75ZM75 151H74V152H75ZM83 151H84V150H83ZM88 151H89V150H88ZM95 151H97V150H95ZM95 151H94V152H95ZM116 151H117V150H116ZM133 151H134V150H133ZM154 151H153V152H154ZM158 151H159V150H158ZM168 151H169V150H168ZM195 151H196V150H195ZM222 151H223V150H222ZM239 151H240V150H239ZM30 152H31V151H30ZM32 152H33V151H32ZM54 152H55V151H54ZM56 152H57V151H56ZM60 152H63V151H61V149H60ZM67 152H68V151H67ZM70 152H71V151H70ZM70 152H69V153H70ZM81 152H82V151H81ZM94 152H93V153H94ZM99 152L102 153L101 151H99ZM108 152H109V151H108ZM119 152H120V151H119ZM119 152H116V153L119 154ZM121 152H124V151H121ZM121 152H120V153H121ZM131 152H132V151H131ZM131 152H130L129 154H131ZM192 152H193V151H192ZM198 152H199V151H198ZM204 152H205V151H204ZM214 152H215V151H214ZM240 152H241V151H240ZM261 152H262V151H261ZM19 153L23 154L22 152H19ZM35 153H36V152H35ZM46 153L48 154L49 151L46 152ZM50 153H51V152H50ZM50 153H49V154H50ZM71 153H73V152H71ZM76 153H77V152H76ZM79 153H80V152H79ZM84 153H86V151H84ZM113 153H114V152H113ZM116 153H115V154H116ZM154 153H156V152H154ZM194 153H195V152H194ZM194 153H193V154H194ZM200 153H201V152H200ZM205 153H206V152H205ZM210 153H211V152H210ZM233 153H234V152H233ZM245 153H246V152H245ZM255 153H256V152H255ZM49 154H48V157H49ZM56 154H58V153H56ZM65 154H66V151H65ZM67 154H68V153H67ZM67 154H66V155H67ZM73 154L75 155V153H73ZM77 154H78V153H77ZM81 154H82V153H81ZM81 154H80V157H82ZM88 154H89V153H88ZM102 154L104 155V154H107V153L104 152V153H102ZM111 154H112V151H111ZM118 154H117V155H118ZM158 154H159V153H158ZM164 154L167 155L166 152L163 153V155H164ZM175 154H176V153H175ZM191 154H192V153H191ZM196 154H198V153L196 152ZM206 154H207V153H206ZM206 154H205V156H206ZM215 154H216V153H215ZM227 154H229V153H227ZM239 154H240V153H239ZM243 154H244V153H243ZM258 154H261V153H258ZM16 155H17V154H16ZM54 155H55V154H54ZM58 155H59V154H58ZM60 155H61V153H60ZM62 155H63V154H62ZM62 155H61V158H60V159H62ZM71 155H72V154H71ZM74 155H73V156H74ZM83 155H84V154H83ZM85 155H86V154H85ZM90 155H91V154H90ZM90 155H89V156H90ZM92 155H93V154H92ZM92 155H91V157H92ZM103 155H102V156H103ZM112 155H113V154H112ZM131 155H132V154H131ZM134 155H135V154H134ZM134 155H133V157H136V156H137V155H136V156H134ZM138 155H139V154H138ZM172 155H173V154H171V156H172ZM185 155H186V154H185ZM185 155H184V156H185ZM207 155H208V154H207ZM236 155H237V154H236ZM245 155H246V154H245ZM250 155H251V153H250ZM23 156H24V155H23ZM35 156H36V154H35ZM69 156H70V155H69ZM76 156H77V155H75V157H76ZM105 156H106V155H105ZM181 156H182V155H181ZM186 156H187V155H186ZM195 156H196V155H195ZM199 156H200V155H199ZM214 156H215V155H214ZM229 156H230V154H229ZM231 156H232V155H231ZM233 156H234V155H233ZM21 157H22V155H21ZM25 157H26V156H25ZM51 157H53V155H52ZM63 157H64V156H63ZM84 157H85V158H84ZM84 157H82V159H83V158H84V159L88 158V157H86V156H84ZM99 157H100V155H99ZM99 157H96V158H99ZM114 157H116V156H114ZM127 157H128V156H127ZM127 157H126V158H127ZM169 157H170V156H169ZM174 157H176V156H174ZM190 157H191V156H190ZM222 157H225V156H222ZM226 157H227V156H226ZM235 157H236V156H235ZM18 158L20 159V157H17V160H18ZM93 158H94V157H92L91 161L93 160ZM109 158H110V157H109ZM119 158H120V157H119ZM126 158H125V159H126ZM137 158H138V157H137ZM147 158H148V157H147ZM165 158H167V157H165ZM165 158L163 157V159H165ZM171 158H172V157H171ZM178 158H179V157H178ZM178 158H177V159H178ZM181 158H182V157H181ZM212 158H213V157H212ZM220 158H221V157H220ZM230 158H231V157H230ZM248 158H249V157H248ZM256 158H257V157H256ZM260 158H261V157H260ZM260 158L258 157L257 159L259 160ZM263 158H264V157H263ZM22 159H23V158H22ZM22 159H21V161H23L25 158H24L23 160H22ZM28 159H29V158H28ZM36 159H38V158H36ZM45 159H46V158H45ZM56 159H57V160H60V159H58V158L56 157V155H55V160H56ZM79 159H81V158H79ZM82 159H81V160H82ZM88 159H89V158H88ZM99 159H102V157L99 158ZM112 159H113V157L111 156V160H112ZM123 159H124V158H123ZM129 159H130V158H129ZM134 159H135V158H134ZM138 159H139V158H138ZM151 159L154 160V161L156 162V160H155L154 158H151ZM169 159H170V158H169ZM185 159H186V158H185ZM187 159H189V158H187ZM202 159H203V158H202ZM232 159H233V158H232ZM234 159H235V158H234ZM253 159H254V158H253ZM62 160H63V159H62ZM77 160H78V158H77V159H76V158L74 159V158L71 157L70 160H69V163H70L69 166H66V167H65V166L63 165V167H65V169H67L66 171H68L69 173H70V169H71V167H73L74 165H75V166H79V167H80V166L83 167L84 162H83V165H81L79 162H77ZM106 160H107V159H106ZM106 160H105V161H106ZM111 160H110V161H111ZM131 160H132V158H131ZM139 160H140V159H139ZM141 160H142V159H141ZM146 160H147V159H146ZM148 160H149V158H148ZM165 160H166V159H165ZM179 160H180V159H179ZM182 160H183V159H182ZM191 160H192V159H191ZM212 160H213V159H212ZM215 160H216V159H215ZM222 160H223V158H222ZM248 160H249V159H248ZM263 160H264V159H263ZM18 161H19L20 163H19ZM18 161H17L18 164H21V161H20V160H18ZM40 161H41V160H40ZM60 161H61V160H60ZM64 161H65V160H64ZM86 161H87V160H86ZM97 161H98V160H97ZM97 161H96V162H97ZM103 161H104V160H103ZM114 161H115V159H114ZM124 161H125V160H124ZM129 161H130V160H129ZM129 161H128V162H129ZM132 161H133V160H132ZM180 161H181V160H180ZM203 161H204V160H203ZM226 161H227V158H226ZM233 161H234V160H233ZM237 161H238V160H237ZM241 161H242V160H241ZM241 161H240V162H241ZM246 161H247V160H246ZM249 161H250V160H249ZM261 161H262V160H261ZM12 162H13V161H12ZM12 162H11V163H12ZM29 162H30V161H29ZM44 162H45V161H44ZM55 162H56V161H55ZM55 162H54V163H55ZM92 162H93V161H92ZM107 162H108V161H107ZM112 162H113V161H112ZM115 162H117V161H115ZM115 162H113V163H115ZM120 162H121V161H119V162H117V163H120ZM125 162H126V161H125ZM128 162H127V164H128ZM130 162H131V161H130ZM130 162H129V163H130ZM134 162H135V161H134ZM134 162H133V163H134ZM148 162H152V161L149 160ZM157 162H158V161H157ZM168 162H169V161H168ZM174 162H175V161H174ZM178 162H179V161H178ZM186 162H188V161H186ZM186 162H184V163L186 164ZM191 162H192V161H191ZM206 162H207V161H206ZM224 162H225V161H224ZM229 162H230V160H229ZM11 163H10V164H11ZM13 163H14V162H13ZM15 163H16V161H15ZM15 163H14V164H15ZM50 163H51V162H50ZM50 163H47V164L49 165ZM54 163H53V164H54ZM56 163H57V162H56ZM59 163H60V162H59ZM81 163H82V162H81ZM117 163H116V165H118ZM133 163H132L131 165H133ZM152 163H153V162H152ZM179 163H180V162H179ZM225 163H226V162H225ZM227 163H228V161H227ZM227 163H226V164H227ZM252 163H253V162H252ZM252 163H251V165H253ZM51 164H52V163H51ZM64 164H65V163H64ZM98 164H99V163H98ZM121 164H123V163H121ZM138 164H139V163H138ZM187 164H188V163H187ZM209 164H212V163L210 162ZM209 164H208V165H209ZM215 164H216V163H215ZM223 164H224V163H223ZM239 164H240V163H239ZM15 165H16V164H15ZM48 165H47V166H48ZM55 165H56V164H55ZM94 165H95V164H94ZM102 165H103V164H102ZM107 165H108V163H107ZM112 165H113V164H112ZM123 165H125V166L127 167L126 164H123ZM139 165H140V164H139ZM149 165H151V164H149ZM158 165H159V164H158ZM164 165H165V164H164ZM172 165H173V164H172ZM177 165H178V164H177ZM202 165H203V164H202ZM202 165H201V166H202ZM206 165H207V164H206ZM230 165H231V164H230ZM233 165H234V164H233ZM245 165H246V164H245ZM245 165H244V166H245ZM249 165H250V164H249ZM256 165H257V164H256ZM84 166H85V165H84ZM96 166H97V164H96ZM99 166H100V165H99ZM105 166H106V165H105ZM105 166H104V167H105ZM109 166H110V164H109ZM118 166H120V165H118ZM118 166H117V167H118ZM134 166H135V164H134ZM134 166H133V168H134ZM140 166H141V165H140ZM140 166H138V167H140ZM152 166H153V165H152ZM181 166H182V165H181ZM186 166H187V165H186ZM192 166H193V165H192ZM195 166H196V167H199L198 164H195ZM220 166H221V165H220ZM222 166H224V165H222ZM227 166H228V165H227ZM235 166H236V165H235ZM81 167H80V168H81ZM92 167H93V166H92ZM101 167H102V166H101ZM130 167H131V166H130ZM141 167H142V166H141ZM141 167H140V168H141ZM159 167H160V166H159ZM187 167H189V166H187ZM196 167H195V168H196ZM208 167H209V166H208ZM214 167H215V165H214ZM249 167H250V166H249ZM51 168H52V167H51ZM85 168H86V167H85ZM95 168H96V167H95ZM97 168H98V166H97ZM97 168H96V169H97ZM119 168H120V167H119ZM131 168H132V167H131ZM153 168H154V167H153ZM174 168L177 169L178 167H177V168L174 167ZM191 168H192V167H191ZM201 168H202V170H204L203 167H201ZM201 168H198V170L201 169ZM204 168H205V167H204ZM227 168H228V167H227ZM236 168H239V167L236 166ZM243 168H244V167H243ZM245 168H246V167H245ZM250 168H251V167H250ZM73 169H74V168H73ZM82 169H83V168H82ZM99 169H100V168H99ZM99 169H98V170H99ZM104 169H105V168H104ZM124 169H125V167H124ZM138 169H139V168H138ZM144 169H145V168H144ZM185 169H186V168H185ZM192 169H193V168H192ZM205 169H206V168H205ZM219 169H220V168H219ZM224 169H225V168H224ZM231 169H232V168H231ZM239 169H240V168H239ZM43 170H44V169H43ZM50 170H51V169H50ZM121 170H122V171H121ZM121 170H120V171L118 170V171H119L120 173H121V172L124 173L123 168H122ZM145 170H147V169H145ZM145 170H144V171H145ZM161 170H162V169H161ZM196 170H197V169H196ZM212 170H213V168H212ZM215 170H216V169H215ZM249 170H250V169H249ZM260 170H261V169H260ZM263 170H264V169H263ZM263 170H262V171H263ZM47 171H48V170H47ZM88 171H89V169H88ZM91 171H92V170H91ZM113 171H114V170H113ZM126 171H127V169H126ZM130 171L132 172L131 169H130ZM139 171H140V170H139ZM142 171H143V170H142ZM162 171H163V170H162ZM188 171H189V170H188ZM219 171H220V170H219ZM222 171H223V169H222ZM243 171H244V170H243ZM256 171H257V170H256ZM71 172H72V171H71ZM77 172L79 173V171H77ZM80 172H81V171H80ZM89 172H90V171H89ZM109 172H110V170H109ZM114 172H115V171H114ZM145 172H146V171H145ZM156 172H157V171H156ZM170 172H173V171H170ZM183 172H184V171H183ZM202 172H203V171H202ZM202 172H200V173H202ZM206 172H207V171H206ZM208 172H209V170H208ZM217 172H218V170H217ZM227 172H228V171H227ZM250 172H251V171H250ZM64 173H65V174H69V173H67V172H64ZM64 173H61L60 175H64ZM73 173H74V172H73ZM78 173H75V174H78ZM85 173H86V172H85ZM85 173H84V174H85ZM116 173L118 174V172H116ZM128 173H129V171H128ZM174 173H175V172H174ZM174 173H173V174H174ZM186 173H187V172H186ZM186 173H185V174H186ZM242 173H243V172H242ZM57 174H58V173H57ZM112 174H113V173H112ZM121 174H122V173H121ZM125 174H126V173H125ZM170 174H171V173H170ZM179 174H180V173H179ZM179 174H177V175H179ZM189 174L191 175V174H193V173H191V171H190L189 173H187L186 175H184L185 177H183V178H187V179H186V182H187V181H190V180L193 179V178H192V175L190 176ZM198 174H199V172H198ZM202 174L205 175V174H208V173H202ZM211 174H212V173H211ZM224 174H225V173H224ZM10 175H11V174H10ZM35 175L37 176L36 173H35ZM38 175H39V174H38ZM54 175H55V174H53V176H54ZM70 175H71V174H70ZM88 175H89V174H88ZM90 175H91V174H90ZM90 175H89V176H90ZM108 175H109V174H108ZM156 175H157V174H156ZM180 175H181V174H180ZM194 175H196V174H194ZM194 175H193V176H194ZM216 175H217V174H216ZM238 175H239V174H238ZM47 176H48V175H47ZM72 176H74V175L72 174ZM72 176H71V177H72ZM77 176H78V175H77ZM81 176H83V175H81ZM81 176H80V177H81ZM95 176H96V175H95ZM122 176H123V175H122ZM169 176H171V175H169ZM172 176H174V175H172ZM172 176H171V177H172ZM197 176H198V175H197ZM199 176H200V175H199ZM206 176H207V175H206ZM61 177H62V176H61ZM63 177H64V176H63ZM75 177H76V176H75ZM80 177L78 176V178H80ZM91 177H92V176H91ZM117 177H118V176H117ZM128 177H129V175H128ZM130 177H131V176H130ZM132 177H133V176H132ZM180 177H181V176H180ZM194 177H195V176H194ZM208 177H209V176H208ZM52 178H53V177H52ZM56 178H57V177H56ZM67 178H68V177H67ZM72 178H73V177H72ZM76 178H77V177H76ZM85 178H86V177H85ZM107 178H108V176H107ZM153 178H154V177H153ZM153 178H151V179H153ZM177 178H178V177H177ZM197 178H198V179H202V176H201V177H197ZM205 178H206V177H205ZM209 178H210V177H209ZM219 178H220V177H219ZM47 179H48V178H47ZM59 179H60V178H59ZM59 179L57 178L58 181H59ZM63 179H64V178H63ZM69 179H71L70 176H69ZM69 179H68V180H69ZM90 179H91V178H90ZM92 179H93V178H92ZM101 179H102V178H101ZM130 179H131V178H129V180H130ZM133 179H135V178H133ZM154 179H155V178H154ZM174 179H175V178H174ZM198 179H197V181H198ZM210 179H211V178H210ZM9 180H10V178H9ZM61 180H62V179H61ZM87 180H88V179H87ZM87 180H86V182H87ZM156 180L159 182V177H158V179H156ZM156 180H155V181H156ZM178 180H179V179H178ZM194 180H195V179H194ZM203 180H204V179H202V181H203ZM208 180H209V179H208ZM211 180H212V179H211ZM219 180H220V179H219ZM256 180H257V179L255 178V180H253V181L256 182ZM62 181H63V180H62ZM62 181H61L59 184H61ZM64 181H66V180H64ZM89 181H90V180H89ZM89 181H88V182H89ZM92 181H93V180H92ZM98 181H100V180H98ZM152 181H153V180H152ZM157 181H156V182H157ZM173 181H174V180H173ZM202 181H201V182H202ZM204 181H205V180H204ZM246 181H248V180H246ZM249 181H250V180H249ZM260 181H261V180H260ZM263 181H264V178H263ZM72 182H73V181H71V183H72ZM127 182H128V181H127ZM127 182H126V183H127ZM175 182H176V181H175ZM178 182H180V180H179ZM210 182H211V181H210ZM224 182L226 183V181H224ZM224 182H222V180L219 181V182H218V181H217V182H216V181H213V182H211V183L209 184V185H211V186L207 187L206 190L210 192L211 189L215 188L216 186H220V185L225 184ZM228 182H229V181H228ZM235 182H236V181H235ZM64 183H65V182H63V184H64ZM67 183H68V184H71V183H69V182H67ZM73 183H74V182H73ZM91 183H92V182H91ZM100 183H101V182H100ZM100 183H99V184H100ZM169 183H170V182H169ZM172 183H173V182H172ZM172 183H170V184H172ZM204 183H205V182H204ZM249 183H250V182H249ZM32 184H33V183H32ZM77 184H78V183H77ZM87 184H88V183H87ZM93 184H94V183H93ZM127 184H129V183H127ZM127 184H126V185H127ZM160 184H161V183H160ZM160 184H159V186H160ZM174 184H175V183H174ZM180 184H182V183H180ZM180 184H178V185H180ZM188 184H190V183H188ZM192 184H193V183H192ZM234 184H235V183H234ZM234 184H233V185H234ZM252 184H253V183H252ZM256 184H257V183H256ZM263 184H264V182H263ZM34 185H35V184H34ZM66 185H67V184H66ZM66 185H65V186H66ZM71 185H72V184H71ZM75 185H76V183H75ZM75 185H74V186H75ZM85 185H86V183H85ZM95 185L97 186V181H96V184H95ZM101 185H102V184H101ZM154 185H158V184L155 183ZM167 185H168V184H167ZM236 185H237V184H236ZM246 185H247V184H246ZM249 185H250V184H249ZM259 185H260V184H259ZM72 186H73V185H72ZM81 186H82V185H81ZM89 186H90V185H89ZM188 186H189V185H188ZM200 186H201V185H200ZM223 186H224V185H223ZM256 186H258V185H256ZM92 187H93V186H92ZM104 187H105V186H104ZM111 187H112V186H111ZM115 187H116V186H115ZM124 187H125V186H124ZM164 187H166V186L164 185ZM164 187H163V188H164ZM172 187H173V186H172ZM184 187H185V186H184ZM196 187H197V186H196ZM196 187H195V188H196ZM230 187H232V186L230 185ZM262 187H264V186H262ZM113 188H114V186H113ZM113 188H112V189H113ZM156 188H158V187L156 186ZM160 188H162V187H160ZM160 188H159V189H160ZM166 188H167V187H166ZM166 188H165V189H166ZM182 188H183V187H182ZM185 188H186V187H185ZM220 188H221V187H220ZM220 188H219V189H220ZM223 188H224V187H223ZM238 188H239V187H238ZM247 188H249V187H247ZM254 188H255V186H254ZM74 189H75V187H74ZM83 189H84V188H83ZM93 189H94V188H93ZM95 189H96V188H95ZM107 189H109V188H107ZM107 189H106V191H108ZM115 189H116V188H115ZM169 189H171V188H169ZM215 189L217 190V188H215ZM230 189H231V188H230ZM60 190H62V189H60ZM80 190H81V189H80ZM86 190H87V189H86ZM103 190H104V189H103ZM121 190H122V189H121ZM124 190H125V189H123V191H124ZM153 190H154V189H153ZM156 190H157V189H156ZM162 190H163V189H162ZM162 190H161V192H162ZM167 190H168V189H167ZM177 190H178V189H177ZM179 190H180V189H179ZM193 190H194V189H193ZM196 190H197V189H196ZM223 190H224V189H223ZM236 190H238V189H236ZM236 190H235V192H236ZM259 190H260V189H259ZM19 191L21 192L22 190H19ZM83 191H84V190H83ZM98 191H99V190H98ZM111 191H112V190H111ZM113 191H114V189H113ZM113 191H112V192H113ZM119 191H120V190H119ZM186 191H188V190H185L182 194L180 193L181 195H180V194H179V195H180V196H184V195L187 193ZM191 191H192V190H191ZM225 191H226V189H225ZM257 191H258V190H257ZM20 192H19V193H20ZM25 192H26V194H24L25 196L22 194V195L24 196V199L26 198V195H27V197H29V199H30L33 203L36 204V208H37V206L41 208V205H40V206L37 205V204H38V201H39L40 198H38V201H36L37 199L35 200V198H34V199L31 198V195H33V194H30V193H32V192H28L29 194L27 193V191H24V193H25ZM51 192H52V191H51ZM103 192H104V191H103ZM124 192L126 193L127 190L124 191ZM129 192H131V191H129ZM153 192H155V191H153ZM156 192H157V191H156ZM188 192H190V191H188ZM237 192H238V191H237ZM237 192H236V194H240V193H237ZM241 192H242V190H241ZM59 193H60V191H59ZM62 193H63V192H62ZM83 193H84V192H83ZM99 193H100V192H99ZM101 193H102V192H101ZM115 193H116V192H115ZM148 193H149V196H150L151 193H150V192H148ZM157 193H158V192H157ZM36 194H37V193H36ZM89 194H90V193H89ZM102 194L104 195V193H102ZM117 194H118V193H117ZM146 194H147V193H146ZM146 194H145V195H146ZM152 194H153V193H152ZM154 194H156V193H154ZM154 194H153V195H154ZM214 194H215V193H214ZM221 194H222V193H221ZM221 194H220V195H221ZM4 195H5V194H4ZM20 195H21V194H19V196H20ZM22 195H21V196H22ZM28 195H29V196H28ZM62 195H63V194H62ZM64 195H65V194H64ZM70 195H72V194H70ZM73 195H74V194H73ZM87 195H88V194H87ZM87 195H86V196H87ZM99 195H100V194H99ZM113 195H115V194H113ZM122 195H123V193H122ZM126 195H127V194H126ZM197 195H198V194H197ZM199 195H200V194H199ZM201 195H202V197H203V194H202V193H201ZM6 196H8V195H6ZM12 196H13V195H12ZM12 196H11V197H12ZM17 196H18V195H17ZM23 196H22V197H23ZM33 196H34V195H33ZM59 196H60V194H59ZM96 196H97V195H96ZM106 196H107V195H106ZM157 196H159V194H158ZM186 196H187V195H186ZM215 196H217V195H215ZM229 196H230V194H229ZM244 196H245V195H244ZM2 197H3V196L0 197L1 200L4 199V198H2ZM9 197H10V196H9ZM9 197H8V198H9ZM15 197H16V196H15ZM34 197H35V196H34ZM39 197H40V195H39ZM61 197H62V196H61ZM90 197H91V196H90ZM94 197H95V196H94ZM100 197H101V196H100ZM104 197H105V195H104ZM128 197H129V196H128ZM154 197H155V196H154ZM205 197H206V196H205ZM249 197H250V196H249ZM36 198H37V197H36ZM152 198H153V196H152ZM244 198H245V197H244ZM26 199H27V198H26ZM60 199H61V198H60ZM66 199H68V198H66ZM124 199H125V198H124ZM190 199H191V198H190ZM212 199H213V198H212ZM227 199H228V198H227ZM230 199H231V198H230ZM236 199H237V198H236ZM245 199H246V198H245ZM43 200H44V199H43ZM45 200H47V199H45ZM58 200H59V199H58ZM202 200H203V199H202ZM218 200H219V199H218ZM238 200H239V199H238ZM48 201H50V200H48ZM65 201H66V200H65ZM92 201H93V200H92ZM206 201H207V200H206ZM211 201H212V200H211ZM213 201H214V199H213ZM245 201H246V200H245ZM247 201H249V200H247ZM7 202H8V201H7ZM7 202H6V204H7ZM32 202H31V203H32ZM40 202H41V201H40ZM51 202H53V201H51ZM63 202H64V201H63ZM97 202H98V201H97ZM125 202H127V201H125ZM208 202H209V199H208ZM242 202H244L243 199H242ZM242 202H241V203H242ZM2 203H4V202H2ZM2 203H1V204H2ZM25 203H26V202H25ZM33 203H32V207H31V208L35 211V213H36V215H37L36 218H38V219L40 220V221H39V220L37 219V220L40 222L41 234H40V236H38V237L35 235V238H34L33 236H30V240H29L30 242H29V243H32V244H30V246H31V250H32L33 248H35V249H37L36 252H39V251L42 252V251H43V250H42L43 247H42L41 244H40V241H41L42 239H43V240H46L47 243H48V245L51 246V247L53 248L52 245L56 246V244H57V242H56L57 240H52V236L54 235V233L57 234V233H60L61 231H62V233L64 232V231L62 230L63 227H61L60 225L62 224L63 226H73V223H74L75 220H73L72 218L69 217L73 212H72V210H70V209H72V208H70L71 206L68 205V204H67V206H69L70 209H68V207H65L63 204H62V205H55V203H54V206L50 204V207L53 206L54 208H52V210H51L52 213L49 214V212H41L39 209L34 208L35 206H33ZM41 203H42V204H45L46 202H45V203H44V202H41ZM49 203H50V202H49ZM74 203H75V202H74ZM74 203H73V204H74ZM79 203H80V202H79ZM90 203H91V205L93 204L91 201H90ZM192 203H193V205H194V202H192ZM230 203H231V202H230ZM239 203H240V201H239ZM1 204H0V205H1ZM4 204H5V203H4ZM11 204H12V203H11ZM46 204H47V203H46ZM46 204H45V205H46ZM56 204H57V202H56ZM60 204H61V203H60ZM70 204H71V203H70ZM156 204H159V203H156ZM200 204H201V202H200ZM205 204H206V203H205ZM205 204H204V205H205ZM223 204H224V203H223ZM227 204H228V203H227ZM243 204H244V203H243ZM245 204H246V203H245ZM247 204L249 205V203H247ZM13 205H14V204H13ZM23 205H25V204H23ZM82 205H83V204H82ZM96 205H97V204H96ZM118 205H119V204H118ZM159 205H161V204H159ZM189 205H190V204H189ZM215 205H216V204H215ZM238 205H240V204H238ZM248 205H247V206H248ZM7 206H10V205L8 204ZM21 206H22V205H21ZM73 206H74V205H73ZM84 206H85V205H84ZM94 206H95V205H94ZM119 206H120V205H119ZM196 206H198V205H196ZM207 206H208V205H207ZM219 206H220V205H219ZM232 206H233V205H232ZM232 206H231V207H230V206H229V207H224V206H223V208H220V209L218 208V209H215V210H212V211H209V210H208V212H207V211L204 212V211L202 210V211L199 212V214L196 215V219H198V221H199L200 223H202V222L204 223V222L206 221V223L209 224V225H208V226H209V229H210V226L213 227V226L215 225V227H217L218 224H219V219H220V217L222 216V214L225 213V214H228V216H229V213H231V214H232V212L235 213L234 211L231 210V209H232ZM234 206H235V204H234ZM234 206H233V208H235ZM13 207H14V206H13ZM13 207H9V208L6 209L5 206H4L5 209H3V210H4V211H7V212L10 213L11 210H12V211L15 210ZM17 207H18V206H17ZM43 207H44V206H43ZM80 207H81V206H80ZM123 207H124V206H123ZM158 207H159V206H158ZM187 207H188V206H187ZM190 207H191V206H190ZM212 207H213V206H212ZM239 207H240V206H239ZM250 207H251V204H250ZM250 207H249V208H250ZM259 207H260V206H259ZM1 208H2V207H1ZM44 208H45V207H44ZM73 208H74V207H73ZM86 208H87V207H86ZM88 208H89V207H88ZM96 208H99V207H96ZM96 208H95V209H96ZM124 208H126V207H124ZM124 208H123V209H124ZM191 208H192V207H191ZM201 208H203V206H202ZM201 208H200V209H201ZM209 208H210V207H209ZM246 208H247V207H246ZM249 208H247V209H249ZM254 208H255V207H254ZM260 208L262 209V207H260ZM20 209H21V208H20ZM75 209H76V208H75ZM92 209H93V208H92ZM206 209H207V208H206ZM210 209H211V208H210ZM261 209H260V210H261ZM1 210H2V209H1ZM18 210H19V209H18ZM46 210H48V209H46ZM46 210H45V211H46ZM86 210H87V209H86ZM102 210H103V209H102ZM196 210L198 211V209H196ZM234 210H235V209H234ZM243 210H244V209H243ZM256 210H258L257 207H256ZM12 211H11V212H12ZM19 211H20V210H19ZM19 211H17V212H19ZM25 211H26V210H25ZM103 211H104V210H103ZM107 211H108V210H107ZM107 211H106V212H102V213H103V214H108ZM127 211H128V210H127ZM192 211H193V210H192ZM231 211H232V212H231ZM245 211H246V210H245ZM250 211H251V210H250ZM258 211H259V210H258ZM0 212H1V211H0ZM13 212H14V211H13ZM28 212H29V211H28ZM66 212H67V214H66ZM125 212H126V211H125ZM240 212H241V211H240ZM240 212H238V213H236V214H237L238 216H241V217H242V219H241V221H243L242 223L249 222V220H251L250 222H252V223H258V221L256 220V218H254V217L251 218L250 216H247V215L244 213V211H243V213H240ZM252 212H253V211H252ZM263 212H264V211H263ZM263 212H262V213H263ZM3 213H4V212H3ZM5 213H6V212H5ZM9 213H8V215H9ZM25 213H26V212H25ZM25 213H23V214H25ZM53 213H54L55 219L57 220L56 222H57L58 225H57L56 223H55V224L53 223L52 220H55V219L52 218V220H51V217H54V216L52 215ZM196 213H197V212L195 211V214H196ZM0 214H2V213H0ZM14 214H15V213H14ZM16 214H17V213H16ZM18 214H20V213H18ZM23 214H22V215H23ZM29 214H30V213H29ZM132 214H133V213L131 212L129 215H132ZM134 214L138 215L137 213H134ZM179 214H180V213H179ZM181 214H182V213H181ZM181 214H180V215H181ZM186 214H187V213H186ZM244 214H245V215H244ZM253 214H254V213H253ZM257 214H258V213H257ZM4 215H6V214H4ZM11 215H12V213H11ZM25 215H27V214H25ZM49 215H50V216L52 215V216L49 217ZM108 215H110V214H108ZM175 215H176V214H175ZM188 215H189V214H188ZM188 215H187V216H188ZM193 215H194V214L192 213V216H193ZM232 215H235V214H232ZM262 215H263V214H262ZM12 216H13V215H12ZM30 216H32V213H31ZM30 216H29V217H30ZM34 216H35V215H34ZM1 217H2V216H1ZM6 217H7V215H6ZM129 217H130V216H129ZM169 217H170V216H169ZM174 217H178V216H174ZM174 217H173V218H174ZM183 217H184V215H183ZM189 217H190V216H189ZM194 217H195V216H194ZM226 217H227V216H226ZM232 217H233V216H232ZM256 217H257V215H256ZM258 217H259V216H258ZM263 217H264V216H263ZM9 218H10V217H9ZM9 218H8V219H9ZM19 218H20V217H19ZM26 218H27V217H26ZM32 218H33V217H32ZM36 218H35V219H36ZM179 218H180V217H179ZM179 218H175V219L177 220V219H179ZM181 218H182V217H181ZM228 218H229V217H228ZM238 218H239V217H238ZM6 219H7V218H6ZM8 219H7V220H8ZM10 219H11V218H10ZM184 219H185V218H184ZM192 219H193V218H192ZM192 219H191V220H192ZM222 219H223V218H222ZM234 219H235V218H234ZM257 219L259 220V218H257ZM262 219H264V218H262ZM7 220H6V221H7ZM22 220H23V219H22ZM26 220H27V219H26ZM26 220H24V221H26ZM32 220H33V219H32ZM171 220H172V219H171ZM185 220H186V219H185ZM191 220H190V218H189V219H187L186 221H182V226L180 225L181 227H180L179 229L182 228V229L185 230V226H187L188 223H189V225L192 224V223L189 222V221H191ZM226 220H227V219H226ZM226 220H225V221H226ZM228 220H229V219H228ZM230 220H231V219H230ZM236 220H238V219H237V216H236ZM6 221H5V224H6ZM12 221H13V220H12ZM20 221H21V220H20ZM35 221H36V220H35ZM38 221H37V222H38ZM51 221H52V222H51ZM177 221H178V220H177ZM232 221H233V220H232ZM232 221H231V223H232ZM239 221H240V220H239ZM263 221H264V220H263ZM9 222H10V221H9ZM9 222H7V224H8ZM30 222H31V221H30ZM30 222H29V223H30ZM169 222H170V221H169ZM175 222H176V221H175ZM193 222H194V221H193ZM229 222H230V221H229ZM234 222H235V221H234ZM261 222H262V221H261ZM0 223H1V222H0ZM12 223H13V222H12ZM12 223H11V225H13ZM23 223H24V222H23ZM177 223H178V222H177ZM200 223H198V224H200ZM33 224H34V222H33ZM59 224H60V225H59ZM175 224H176V223H175ZM175 224H174V225H175ZM180 224H181V222H180ZM195 224L197 225V222H196ZM224 224H225V223H224ZM259 224H260V223H259ZM262 224H263V223H262ZM34 225H36V223H35ZM196 225H193L194 227H192V228L190 227V228L192 229V230H191L192 233L195 234V235H196V233H195L196 231H194V230L196 229ZM202 225H204V224H202ZM205 225H206V224H205ZM226 225H227V224H226ZM26 226H28V225H26ZM38 226H39V225H38ZM59 226H60L61 228H60ZM177 226H178V224H177ZM177 226H176V228H177ZM190 226H191V225H190ZM198 226H199V225H198ZM223 226H224V225H223ZM223 226H222V227H223ZM9 227H10V226H9ZM30 227H31V226H30ZM30 227H29V228H30ZM172 227H173V226H172ZM174 227H175V226H174ZM187 227H188V226H187ZM201 227H202V226H201ZM215 227H214V228H215ZM219 227H220V225H219ZM11 228H12V227H11ZM23 228H24V227H23ZM23 228H22V230H23ZM29 228H28V229H29ZM37 228H38V227H37ZM64 228H65V227H64ZM198 228H200V226H199ZM204 228H205V227H204ZM8 229H9V228H8ZM26 229H27V228H26ZM26 229H24V230H26ZM31 229H32V228H31ZM35 229H36V228H35ZM201 229H203V227H202ZM215 229H216V228H215ZM11 230H12V229H11ZM184 230H183V231H178V230L176 229L175 233L178 232V233H176V236H181V238H182V235L184 234ZM206 230H207V229H206ZM213 230H214V229H213ZM213 230H211V231H213ZM217 230H218V229H217ZM38 231H39V230H38ZM66 231H67V230H66ZM66 231H65V233H67ZM191 231H190V232H191ZM22 232H23V231H22ZM36 232H37V231H36ZM190 232H189V233H190ZM197 232H198V230H197ZM200 232H201V231H200ZM200 232H199V233H200ZM216 232H217V231H216ZM28 233H29V232H28ZM182 233H183V234H182ZM201 233H202V232H201ZM201 233H200V234H201ZM208 233H209V231H208ZM213 233H215V231H214ZM213 233H212V234H213ZM29 234H30V233H29ZM60 234H61V233H60ZM181 234H182V235H181ZM31 235H32V233H31ZM184 235H185V234H184ZM184 235H183V236H184ZM186 235H187V234H186ZM61 236H62V235H61ZM64 236H68V235H64ZM64 236H63V237H64ZM189 236H190V235H189ZM211 236H212V235H211ZM211 236H207V237H211ZM53 237H54V236H53ZM55 237H56V236H55ZM55 237H54L53 239H56ZM63 237H62V238H63ZM70 237H71V234H70ZM184 237H185V236H184ZM192 237H194V236H192ZM58 238H59V237H58ZM62 238H61V239H62ZM68 238H69V237H68ZM185 238H186V237H185ZM188 238H189V237H188ZM205 238H206V237H205ZM65 239H66V238H65ZM186 239H187V238H186ZM189 239H191V238H189ZM203 239H204V238H203ZM68 240H69V239H68ZM182 240H183V238H182ZM187 240H188V239H187ZM196 241H197V240H196ZM61 242H62V241H61ZM59 243H60V242L58 241V244H59ZM181 243H182V242H181ZM58 244H57V245H58ZM60 244H61V243H60ZM62 245H63V243H62ZM64 245H65V244H64ZM63 247H64V246H63ZM52 248H51V249H52ZM58 248H60V247H57L56 249H58ZM64 248H65V247H64ZM35 249H33V250H34V253H35ZM40 249H41V250H40ZM51 249H50V250H51ZM54 249H55V248H54ZM33 250H32V251H33ZM59 250H60V249H59ZM62 250H63V249H62ZM65 251H67V250H65ZM52 252H53V251H52ZM63 252H64V251H63ZM63 252H62V253H63ZM59 253H60V252H59ZM29 254H30V253H29ZM43 254H44V253H43ZM49 254H50V253H49ZM53 254H54V253H53ZM32 255H33V254H32ZM182 255H183V254H182ZM41 256H43V255H41ZM41 256H40V259H41ZM184 256H185V255H184ZM43 257H44V256H43ZM180 257H181V256H180ZM178 258H179V257H178ZM42 259H43V258H42ZM42 259H41V260H42ZM179 259H180V258H179ZM185 259H186V258L184 257L183 260H185ZM31 260H32V259H31ZM43 260H44V259H43ZM43 260H42V261H43ZM183 260H181V261H183ZM37 261H38V260H37ZM39 261H40V260H39ZM39 261H38V262H39ZM169 264H170V262H169ZM181 264H182V263H181Z\"/></svg>","mask_w":264,"mask_h":264}]
</instances>
